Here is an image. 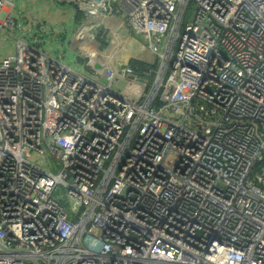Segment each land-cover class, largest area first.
<instances>
[{
	"label": "built area",
	"instance_id": "built-area-1",
	"mask_svg": "<svg viewBox=\"0 0 264 264\" xmlns=\"http://www.w3.org/2000/svg\"><path fill=\"white\" fill-rule=\"evenodd\" d=\"M50 1L0 0V264H264V0Z\"/></svg>",
	"mask_w": 264,
	"mask_h": 264
},
{
	"label": "crops",
	"instance_id": "crops-1",
	"mask_svg": "<svg viewBox=\"0 0 264 264\" xmlns=\"http://www.w3.org/2000/svg\"><path fill=\"white\" fill-rule=\"evenodd\" d=\"M23 3L25 5L23 10L29 14V17H31L32 23L34 25L36 23L35 20H38L49 24H62L64 25L62 28L66 29L69 26L71 27V24L75 20V9L73 7H69V9H65L62 7L61 10H59L60 7H57L50 0H23ZM45 42H47L46 44L48 45L51 44L53 52H60L61 49L64 50L66 48L64 46L65 41L63 43H60L46 38Z\"/></svg>",
	"mask_w": 264,
	"mask_h": 264
},
{
	"label": "trees",
	"instance_id": "trees-1",
	"mask_svg": "<svg viewBox=\"0 0 264 264\" xmlns=\"http://www.w3.org/2000/svg\"><path fill=\"white\" fill-rule=\"evenodd\" d=\"M120 26V21L119 19H114L113 25L112 27L117 30ZM127 38L126 41L123 43V49L129 50L130 47L127 46ZM130 64L136 69V71L138 72V75L140 77L146 78L148 81L152 80V76H153V71L155 70L157 63L153 62V63H148V62H144V61H140L137 59H130L129 60ZM264 163H258V167H260V165H262Z\"/></svg>",
	"mask_w": 264,
	"mask_h": 264
},
{
	"label": "bare ground",
	"instance_id": "bare-ground-1",
	"mask_svg": "<svg viewBox=\"0 0 264 264\" xmlns=\"http://www.w3.org/2000/svg\"><path fill=\"white\" fill-rule=\"evenodd\" d=\"M120 26H119V28L117 30H115V33H113V35H112L115 41H114V43L112 45L111 51L108 52V53H106V52L100 53L102 55H105L106 56L105 58H110V57L115 58V56H112V54H114L113 53V49H114L115 46H118V48L116 47V49L121 50V52H122V50H125L126 55L128 54L127 50L126 49H123V47H122L123 46V43L126 41V38L127 37L124 35L125 33L123 31H121L122 29H121ZM121 34L123 35V37L121 36ZM120 45H122V46H120ZM129 50H131V48ZM137 50H140L139 47H136L134 49V51H137ZM139 55L144 56V55H146V52L145 51H139ZM149 55H150L149 58H152L151 57V54H149Z\"/></svg>",
	"mask_w": 264,
	"mask_h": 264
},
{
	"label": "rangeland",
	"instance_id": "rangeland-1",
	"mask_svg": "<svg viewBox=\"0 0 264 264\" xmlns=\"http://www.w3.org/2000/svg\"><path fill=\"white\" fill-rule=\"evenodd\" d=\"M76 23H78V21L76 22ZM6 39H8V38H6V37H4L2 34H0V47L1 48H3L4 49V46L2 45L3 43H4V41L6 40ZM106 45V44H105ZM130 45V44H129ZM107 46V45H106ZM105 46V47H106ZM106 49H107V47H106ZM4 50H2L1 52H0V54H2V52H3ZM106 51H110V49H107ZM125 51V50H124ZM107 53V52H106ZM144 58H147V56H143ZM151 57H152V55H151ZM106 60H109L110 58H105ZM156 60H158L159 61V58L157 57L156 58ZM156 63H157V61H156Z\"/></svg>",
	"mask_w": 264,
	"mask_h": 264
},
{
	"label": "water",
	"instance_id": "water-1",
	"mask_svg": "<svg viewBox=\"0 0 264 264\" xmlns=\"http://www.w3.org/2000/svg\"><path fill=\"white\" fill-rule=\"evenodd\" d=\"M32 262H33L34 264H38L37 260L34 259V258H32Z\"/></svg>",
	"mask_w": 264,
	"mask_h": 264
}]
</instances>
